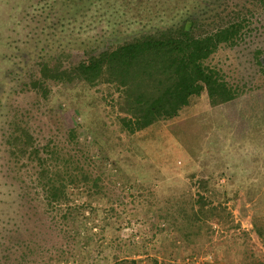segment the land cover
I'll list each match as a JSON object with an SVG mask.
<instances>
[{
	"label": "rangeland",
	"instance_id": "rangeland-1",
	"mask_svg": "<svg viewBox=\"0 0 264 264\" xmlns=\"http://www.w3.org/2000/svg\"><path fill=\"white\" fill-rule=\"evenodd\" d=\"M217 16L243 24L237 43L207 60L239 90L225 104L212 106L203 92L178 116L131 134L109 84L48 82L44 99L21 81L41 58L70 66L145 32ZM259 51L263 58L264 0H0V229L15 218L20 194L10 169L15 116L41 144L84 153L107 196L81 227L43 228L38 253L9 263L264 264ZM200 196L217 212L197 221Z\"/></svg>",
	"mask_w": 264,
	"mask_h": 264
},
{
	"label": "trees",
	"instance_id": "trees-1",
	"mask_svg": "<svg viewBox=\"0 0 264 264\" xmlns=\"http://www.w3.org/2000/svg\"><path fill=\"white\" fill-rule=\"evenodd\" d=\"M242 28L237 18L190 17L179 25L129 38L114 49L70 66H65L58 56L41 58L38 71L35 67L27 69L21 81L44 99L49 93L48 82L109 84L118 92L121 112L125 114L120 118L122 128L134 134L178 116L203 92L212 106L236 99L238 88L231 86L219 70L207 65V60L222 45L236 44ZM256 54L262 64L264 57L260 51ZM9 126L13 140L10 169L20 194L15 218L0 229V264H10L25 255L35 256L43 228L52 229L62 221L81 227L92 203L107 197L100 173L87 162L84 153L78 155L58 144H41L22 117L15 116ZM75 136L70 130L69 137ZM82 197L85 200L77 203ZM197 203V221L217 212L215 207L206 208L203 196ZM88 225L89 222L84 228L89 229ZM103 230L104 225L100 226Z\"/></svg>",
	"mask_w": 264,
	"mask_h": 264
}]
</instances>
